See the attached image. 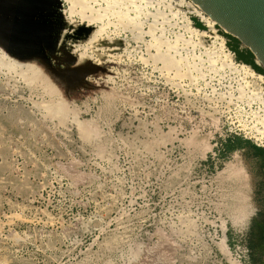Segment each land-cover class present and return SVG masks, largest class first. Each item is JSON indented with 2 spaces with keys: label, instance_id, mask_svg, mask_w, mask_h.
Here are the masks:
<instances>
[{
  "label": "rangeland",
  "instance_id": "obj_1",
  "mask_svg": "<svg viewBox=\"0 0 264 264\" xmlns=\"http://www.w3.org/2000/svg\"><path fill=\"white\" fill-rule=\"evenodd\" d=\"M36 1L54 31L66 4ZM97 27L81 43L111 42L117 58L98 48L101 60L82 58L69 39L77 63L60 50L51 60L105 69L85 81L0 60V264H264V146L249 129L258 105L236 100L226 73L173 86L141 42ZM36 72L57 85L51 105Z\"/></svg>",
  "mask_w": 264,
  "mask_h": 264
},
{
  "label": "bare ground",
  "instance_id": "obj_2",
  "mask_svg": "<svg viewBox=\"0 0 264 264\" xmlns=\"http://www.w3.org/2000/svg\"><path fill=\"white\" fill-rule=\"evenodd\" d=\"M62 2L66 4L64 11L66 16L63 13L60 15L67 26L86 28L98 26L101 32L110 27L114 34L127 33L131 40L141 42L147 53L152 51L146 60L166 82L173 86H180L181 80L185 78L193 84L204 73L211 77L228 74V77L237 82L238 95L235 99L246 104L258 105L257 111L251 114L253 123L249 129L253 138L264 146V76L252 70L247 64L241 63L237 52L231 53L227 50L228 42L224 31L219 29L215 22L211 21L191 0H62ZM148 7L153 8L154 13L148 12ZM73 17L77 20H73ZM170 29L174 35L173 40L165 37L166 30ZM65 33L63 32L61 38L65 37ZM69 35L72 36L73 33ZM143 36L149 37L150 41L144 42ZM85 39L88 38L85 37ZM179 39H182L180 46L178 45ZM80 40L70 39L72 43L69 45L72 52L81 51L82 58H87V53L90 52L96 54L101 60L102 57L97 52V48L100 51L103 49L109 55L110 60L117 58L114 50L108 48L109 46L106 47V44L111 42L105 44L99 40L96 42V39H90L86 43H81ZM239 48L241 51L249 52L241 45ZM195 51L197 53H194ZM5 58L14 59L0 47V60ZM14 60L12 64L18 61ZM252 62L263 69L256 58ZM11 68L9 70L14 67ZM24 68L23 71L29 67ZM20 69L18 73L21 77L25 73ZM192 72L195 74L192 75ZM34 80L38 83L42 95L48 98L47 104L51 105L54 101V94L59 92L56 83L52 78L44 77L37 72ZM63 98L61 96L58 101L61 106L65 105Z\"/></svg>",
  "mask_w": 264,
  "mask_h": 264
},
{
  "label": "water",
  "instance_id": "obj_3",
  "mask_svg": "<svg viewBox=\"0 0 264 264\" xmlns=\"http://www.w3.org/2000/svg\"><path fill=\"white\" fill-rule=\"evenodd\" d=\"M50 1V0H49ZM201 11L224 31V35L230 41V49L238 53L241 63L247 64L252 70L264 76V0H191ZM59 2V1H58ZM36 0H0V47L15 59L28 62L34 59L48 70L57 80L64 79V73L79 74L80 80L98 72L103 73L105 69L94 65L84 64L79 67L61 71L52 67L51 60L61 62L56 56L60 52L70 64L77 63L76 58L66 48L65 41L69 39L79 40L87 37L91 29H79L75 34L63 35L66 24L61 15L58 28L54 31L51 41L44 47L33 44L38 38H42L44 28L41 24V16L36 20ZM57 7H61L59 2ZM41 35V36H40ZM235 37L230 38V37ZM240 45L248 49L241 51ZM239 49V52H238ZM46 51L47 55L43 53ZM260 63L263 69L253 64L252 60ZM67 73V74H68ZM81 84H85L82 83Z\"/></svg>",
  "mask_w": 264,
  "mask_h": 264
},
{
  "label": "flooded vegetation",
  "instance_id": "obj_4",
  "mask_svg": "<svg viewBox=\"0 0 264 264\" xmlns=\"http://www.w3.org/2000/svg\"><path fill=\"white\" fill-rule=\"evenodd\" d=\"M40 22H41L40 25H42L43 28H44V34H43L42 38H38L36 41L33 42V44H35L37 46L44 47L51 41V38H52V24H54V22H53L50 14L49 15L48 14L43 15V17L41 16V21ZM58 22L59 21H57L56 24ZM43 53L45 55H47L45 50L43 51Z\"/></svg>",
  "mask_w": 264,
  "mask_h": 264
},
{
  "label": "trees",
  "instance_id": "obj_5",
  "mask_svg": "<svg viewBox=\"0 0 264 264\" xmlns=\"http://www.w3.org/2000/svg\"><path fill=\"white\" fill-rule=\"evenodd\" d=\"M241 143V140L239 138H233L232 141L225 143V148L226 149H231L235 145H238Z\"/></svg>",
  "mask_w": 264,
  "mask_h": 264
}]
</instances>
